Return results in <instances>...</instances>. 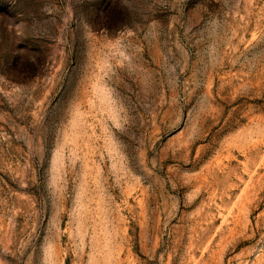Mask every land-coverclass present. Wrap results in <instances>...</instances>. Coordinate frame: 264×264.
<instances>
[{
  "label": "rangeland",
  "instance_id": "1",
  "mask_svg": "<svg viewBox=\"0 0 264 264\" xmlns=\"http://www.w3.org/2000/svg\"><path fill=\"white\" fill-rule=\"evenodd\" d=\"M0 264H264V0H0Z\"/></svg>",
  "mask_w": 264,
  "mask_h": 264
}]
</instances>
